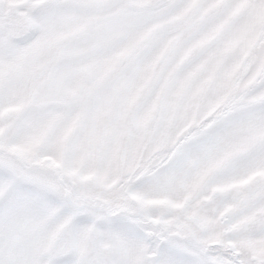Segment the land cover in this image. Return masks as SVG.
I'll return each mask as SVG.
<instances>
[{"label":"snow or ice","instance_id":"obj_1","mask_svg":"<svg viewBox=\"0 0 264 264\" xmlns=\"http://www.w3.org/2000/svg\"><path fill=\"white\" fill-rule=\"evenodd\" d=\"M0 264H264V0H0Z\"/></svg>","mask_w":264,"mask_h":264}]
</instances>
